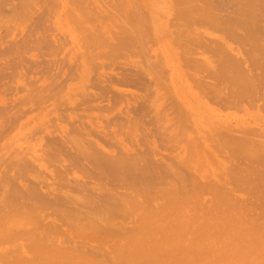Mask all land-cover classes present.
I'll return each instance as SVG.
<instances>
[{
	"label": "rangeland",
	"instance_id": "rangeland-1",
	"mask_svg": "<svg viewBox=\"0 0 264 264\" xmlns=\"http://www.w3.org/2000/svg\"><path fill=\"white\" fill-rule=\"evenodd\" d=\"M6 1H8V2H5V0H0V5L3 3V5L0 6V8H2L0 10V173H1L0 177L1 176L3 177V175L5 174V171H8V169L10 170V168H11V171L7 172V175H8L7 179L8 178L9 179L6 180V182L5 181H3V182H5V183L10 182L9 180H12V177L13 176L15 177V175L17 174L16 172H18L16 166H14L15 164L13 166L11 165V164H13L12 162H14L15 160H16V162H18L19 159H23V158L27 162V157H28L29 159L30 158L32 159V160L31 159L30 160L33 161V165H35V166L32 165L31 161H29V164L31 162L30 165L33 166V169H37V170L33 171L32 167L30 170L31 172H29V171L23 172L20 170L21 172L26 174V177L28 176L26 181L27 182L29 181L28 178H31L30 177L31 175L39 176V178H41V180H42V178L47 173L50 176V178L46 174L47 177L46 176L45 177L48 180L46 178H43V180H42L43 183L46 182V184H48L50 187H58L59 185L57 183H60L62 180L61 178L65 177V175L62 172L64 170L63 168L69 162H67V159H65V157L62 156L61 157V159L63 158L62 161L61 160L59 161L60 158L58 159V157H55L58 159L59 165H58V162L55 163V158H53L54 153L51 156L49 155V153L53 152L50 149V147H52V146L49 145V142L50 143L51 142L53 143L54 141L59 142V140L61 138H63V139H61L62 142L64 141V139L66 141H68V140L70 141L71 140L70 138H72L76 132L73 129L74 124H76L75 126H77L79 131L82 129V133L84 132V130H86V131L90 130L89 132H91L90 127H92V129L98 128V129H96V131L99 130L98 132H96L95 130H92V131H95L93 133H96V135H97V133H100V131H104V133L109 132V133H107V135L110 134V136L108 137V138H111V140H109L110 143L112 141H114L113 142L114 145L117 144L118 147H116L117 145H115V148H114L112 143H111L112 144V146H111L107 142L100 140V135L93 137L94 134L90 133V136H88V137L92 138L93 141L95 140V141L99 142L100 144H102L103 147L106 148L107 150H111V149L115 150L116 148L120 149L121 148L120 146L123 145L122 147L128 148L130 150V153H133V154L138 155L139 152H143V151H144L143 153H148V155H149L148 157H149L150 161H152L154 163L157 160L156 163L161 164L160 162H162V164L163 163L169 164L170 166H173V168H175L179 171L181 169L183 171H185L186 168H189L188 173H190V171L192 174H195V175L199 174V173H203V174L206 173V176H208V179L210 178V179H214V180L219 179V180L223 181L227 178H230V176H228V175L231 174V172H232L231 169H233L234 166H236V165H234V163H236V158H235V160L232 161V160H230L231 158L228 156L231 153V151L226 150L225 147L224 148L221 147L222 142H224L223 139H225V140L227 139V138H224L225 135L224 136L222 135L223 137L221 136V134H223L222 130L224 131L225 126H227L228 130H230L232 128L231 129V131H232L234 129L233 130L234 133L230 132V134L234 136L237 133V135H235V137L243 136L242 130L246 131V132L249 131V133H247V135L250 134L249 135L250 138L251 137L255 138V139H253V141L255 140V142H257L260 138L263 140V141H261V139H260L259 141H261V142H258V143H261V144L263 143L262 148H264V89H263L264 88V83H263L264 80H262V77H258V76H262L261 74H264V71L261 72V69L258 68L259 66L257 63H256L257 66L252 65L253 67L255 66V68L257 70L252 68V66L248 65L251 72H253L255 74L258 73L257 77H256V75H254L252 73L253 78H254V76H255V78H259L258 80H256V82L257 81L258 82H257V84L254 83V85H250V87H247L246 90H247L249 95H247V94L245 95V93H247V92H245L246 91L245 90L244 91L245 93H243V92H242V94L237 93V95L235 97V92L234 91L230 92V91L233 89L237 90L236 88H238V86H236V84H235V86L233 87L234 84L231 85L228 80H227L228 83L224 82V81H226L227 78H229V76L232 73H230V75L227 74L226 76H228V75L229 76L226 79L224 78V80H223L222 79L223 77L220 76V74L222 73L221 72L222 70H220V69L222 67H223V69L224 68L226 69V67L221 62L222 60L220 61V59H219V61H218L216 59L217 56L215 58L212 56V55H217V54H215L214 50H213L214 53L211 52L212 49H215V48H213L212 42H214V40H212V36H207L208 37V40H207L205 37L206 35H204L205 43H203L204 42L203 39H201V40H203V42L199 41V43L201 42V45H199V43L195 42L196 46L199 45V47L194 46L195 49H194V47L192 48L193 43H190L191 48L194 49L195 51L197 49L198 52L197 51L193 52L194 50L191 51L192 49H190V51L186 52V53L180 52V50H182V49H180L179 47H181V46L183 47V45H181V44H183L184 42H182L180 44V41L177 37H179L183 33V35H184L183 38H185L186 33H184L183 31H182V33L179 32V29H181L182 27H180V28L178 27L179 28L178 33H180V34H177V32H175L177 36L174 37V34H175L174 31L177 30L176 29L177 28L176 23H180L181 20H180V17L177 14L175 15V13H174V12L179 10L178 9L179 5L177 3L173 2V5H177V10L175 8L174 9L171 8L173 6L172 5L173 0H134V1L133 0H124V3H123V0H10V1L6 0ZM201 1H198V2H201L200 3L201 8L203 10H207L208 12H209L210 7L213 8L212 7L213 3H214L213 5H216L219 3V5L214 6L215 9L214 8L213 9L217 10L216 11L217 13L220 12V15L224 13L222 15L224 19H226V17H225L226 15L229 16L231 14V16H233V14L235 13L233 9H235L236 5L233 7H227V9H226V6H228L227 2L233 3V2H236L237 0H221L222 2L217 1V0L216 1L215 0H209V1L208 0H201ZM206 1L208 2V4L210 3L209 4L210 7L208 5H206L207 4ZM175 2H177V1L175 0ZM205 2H206V4H205ZM220 2H221V4H220ZM194 3L198 4L196 2V0ZM222 4H224L225 8L222 7ZM132 5H133V8H132ZM196 6H198V5H196ZM3 7H4V9H3ZM179 8H180V6H179ZM201 8L199 7L198 9H201ZM133 9L135 11L136 10L137 11L134 12ZM219 9H220V11H218ZM223 9H225L224 10L225 12L221 11ZM172 11H174V12H172ZM230 11H232V12H230ZM126 12H127V14H126ZM132 12H134V15ZM113 13L116 16H114ZM117 14L120 16V18ZM140 15H141V17H140ZM132 17L134 18V20L132 19ZM138 17H140V18H138ZM109 18H110V20H109ZM114 18H116L117 20ZM121 18L123 19L122 23H120L121 20H119ZM140 20H141V22H140ZM132 22L134 23V25L140 22L139 24L142 26V28L140 27V25L137 24L138 29L136 30V31H140V35H139V33L136 34L135 31H131L132 28L136 27V25L132 26ZM142 22L145 24H143ZM181 23H184V22L181 21ZM181 23L178 26H181ZM121 28L123 30H121ZM125 28H127L129 30H127ZM139 29H141V30H139ZM182 29H184V28H182ZM120 30H121V32H119ZM127 31H130L131 34L137 35V37L136 36L133 37L131 34H129L128 36H130V37L132 36V38L128 39L129 37L127 36V34L129 32H127ZM142 31H143V33H142ZM209 31H211V30H209ZM126 32H127V34H126ZM211 32L210 33L212 35H214L215 37L220 35L219 34L220 32L218 30L216 32V29L212 30ZM215 34H217V36ZM120 35H122V36H120ZM151 35L153 37H151ZM117 36H119L120 38H118ZM125 37H128V38H125ZM181 37L182 36H180V40H181ZM200 37H202V36H200ZM209 37H211L210 40H209ZM133 38H135V39H133ZM183 38H182V41H185V39L183 40ZM187 38L188 37H186V40H187ZM121 39H122V41H121ZM126 39H128V40H126ZM136 39H137V41H136L137 43L135 42ZM138 39H140V40L138 41ZM125 40H126V43L124 42ZM188 40H191L190 37ZM132 41H134V42H132ZM189 42L190 41H188V44H189ZM261 42H260V45L262 43H264V42H262V43ZM146 43H147L148 47H146ZM186 43H187V41H186ZM231 43H232L231 45H235L234 42H231ZM179 44H180V46H179ZM185 45H184V47L187 46V45L186 46ZM209 45H212V47ZM215 45H217V44H215ZM262 46H264V44H262ZM209 48L211 50H209ZM262 48H264V47H262ZM206 50L210 51L209 52L210 56L208 55L209 53L206 52ZM211 53H213V54H211ZM261 54H262V52H261ZM261 54H257V53L255 54L254 53L253 57L255 58L257 56V58H262L259 63L261 64L263 62L261 65H264V57H262V56H264V54L261 57H259V55H261ZM152 55H155V56H152ZM196 55L198 57H203V55L205 56L203 58L204 59L206 58V59L204 60L202 58V60H203V62L206 60L208 61V67H207L206 62H204L205 64L203 63V65L207 67V71L205 70L206 67L201 68V67H204L202 64H199V63H202V60L199 61L198 59H201V58L197 57V60L199 61V62H197L196 58L194 57ZM206 55H208L209 57ZM154 57L157 59H155ZM184 57H186L188 59L186 60V58H185V60H184ZM192 58H195V60H196V63H197L196 69H195L196 65H194L195 63H193L195 60L192 62L191 61ZM210 59H212L214 61L212 62ZM188 61L189 62L191 61L192 64H189ZM219 62H220V64L221 63L223 64L221 68L219 66L220 65ZM161 64H163V65H161ZM186 65L188 67H186ZM198 65H199V67L200 66L201 67L198 68ZM178 66H179V68H178ZM154 67H156V68H154ZM190 67H192V70ZM218 68H219L218 71L221 72L220 74L217 71ZM137 69L139 71L140 70L141 71L138 72V71H136ZM172 69H174L175 71ZM200 69L201 70L203 69L204 72L205 71L206 72L204 73ZM209 69H211V71ZM213 69H214V71H213ZM252 69H253V71H252ZM153 70L154 71L156 70V71L154 72ZM161 70H163V71H161ZM197 70L199 73L197 72ZM226 70H223V71H226ZM263 70H264V68H263ZM141 72L142 73L145 72V75H143V74L140 75ZM161 72H162V74H161ZM164 72L166 74H163ZM170 72H172L173 75ZM209 72L211 73V75H209L210 77L207 76V79L204 78V76L206 77V75H208L207 73H209ZM137 73H138V75H136ZM153 73H155V74H153ZM190 73L195 77L191 78L192 75ZM194 73H195V75H194ZM156 74L158 76H156ZM171 75L174 78L175 87H177L178 93H176L175 88H173L171 85V81H170ZM175 75H177L176 79H175V77H176ZM153 76H155L156 78ZM106 78H107V80H106ZM126 78L132 79L133 81L134 80L135 81L134 82L131 81V82L127 83L129 80L126 81ZM152 78H153V80H152ZM189 78H191V79H189ZM161 79H163V80H161ZM215 79L218 81H216ZM109 80L111 82H113L110 84L111 87L108 85V83H110ZM112 80H114L115 82ZM138 80H139V82H138L139 84L137 83ZM198 80H200V81H198ZM222 80H223V82H222ZM104 81H107V82H104ZM155 81H157V82L155 83ZM160 81L161 82L163 81V82L160 83ZM213 81H216L217 84H219V85H217L216 83L214 84ZM252 81H253V79H252ZM140 82H142V83L144 82L143 83L144 86ZM210 82L211 83L213 82V83L210 84ZM253 82H255V81H253ZM253 82H251V84H253ZM134 83H136V84H134ZM220 83H221V85H220ZM133 84H134V86L135 85H137V86L134 88ZM163 84H165V86H167L166 90L163 88ZM104 85L105 86L108 85L109 88L107 87V88L103 89L102 86H104ZM129 85H131V86H129ZM224 85H225V88H224ZM138 86H140V87H138ZM112 87L114 89L122 91L123 94H121V92H119V91L116 92V90H114L115 93L120 94V97L118 96L117 98H115L113 96L112 98H110V96H108V95L115 94V93L107 92L108 89H110V91H112L113 90ZM226 87H228L227 90H226ZM229 87L230 88L233 87V89L232 88L230 89ZM258 88H260L261 92H263V93L260 92V89L257 90ZM218 90H219V92H218ZM222 90H223V92H222ZM240 91H242V89ZM91 92L92 93L94 92L96 94V96L94 97V95H92ZM100 92H103V93L107 92V95H105L106 93L104 95H102V93H101L98 96L97 93L99 94ZM214 92H216V93H214ZM237 92H239V91H237ZM87 93L91 94L90 95L91 97H89V95ZM222 93H224V94H222ZM85 94L91 99H92V96L94 99H97L96 102L93 100L94 103L90 102L91 106L93 104L94 105L96 104L95 109H88L90 107L87 108L89 111L87 109L86 110L84 109V108H86L84 106L86 104L85 103H84V105L81 104V103H83V101L81 99L85 98L84 97V96H86ZM117 94H115V96H117ZM148 94H150V95H148ZM253 94H255V95L257 94V95L253 96ZM101 95L106 96V99H104ZM122 95H124V97ZM144 95H146V96H144ZM214 95H217L218 97L217 96L215 97ZM231 95H232V97H231ZM87 96L85 98V102L87 101L86 100ZM100 96L104 99L102 102L100 101V100H102V98L98 99ZM152 96H153V98H152ZM219 96H220V98H219ZM130 97H131V99H130ZM147 97H148V100L146 99ZM223 97H225L227 100L225 98L223 99ZM256 98H257V100H256ZM181 99H183V100H181ZM107 100L108 101L110 100L113 104H111L110 101L108 102ZM151 100H153V101H151ZM155 100H157L156 105L154 102ZM184 100H185V102H184ZM79 101H81V102H79ZM88 101H91V100L89 99ZM137 101L138 102L140 101V103H138L139 104L138 107H135V106H137ZM219 101H221V102H219ZM233 101L235 103H233ZM141 102H143L142 104L144 106L141 104ZM224 102H226V103H224ZM229 102H232V103H229ZM252 102H253V104H252ZM107 103H108V105H107ZM97 104L100 106H97ZM102 104H104V107H108V109L104 108L105 109L104 111H106V112L101 111V109L103 110V108L101 107ZM133 104H136V105H133ZM140 104L144 108H146L145 104H147L146 110L143 111L144 115H142V113H141L142 109H144V108L143 107L139 108V106L141 107ZM74 105H75V107H74ZM105 105H107V106H105ZM162 105H163V107H162ZM130 106L131 107L133 106V108H132L133 110L132 109L129 110V112H128L129 115L127 114V116H126L128 109H130ZM164 106L166 109L164 108ZM78 107L80 110L77 109ZM153 107H155V108L153 109ZM174 107H175V109H174ZM177 107L179 109L181 108V110L177 109ZM138 109H140L141 112ZM131 111H134L136 114L134 112L132 113ZM138 111L141 114H139ZM178 111L179 112L181 111V113H184L183 115H184L187 123L183 122L184 121L183 115H181L183 117L182 118L183 120L178 119L177 116L180 114ZM122 112L124 113V115ZM157 113L160 114L161 116L158 115ZM168 113H170V114H168ZM81 115L83 116V119L80 118ZM125 116L127 118H128V116H132V118L129 117L130 119L127 120ZM118 117L120 120L122 118L123 121L122 120L121 121L125 125H123L122 123H121L122 124L121 126L116 125L118 123L114 124L115 122H113V120L116 119L115 121H117ZM157 117H159V118H157ZM108 118H109V120L112 121V124H111V121L108 120ZM78 119L80 120V123L81 122L84 123V125H86L85 127L87 128V126H88L89 129L88 128L85 129V127L82 123L81 124L83 125L84 128H82V125L80 127V125H78V123H79ZM131 119L133 121H131ZM162 119H164V120H162ZM106 121L110 122L111 127L109 126V124L107 125ZM193 121H194V123H193ZM227 121H229V122H227ZM90 122H92V123L90 124ZM178 122H180V125H181V122H183L184 124H187L188 126L187 125L184 126V124L182 123V125L181 126L178 125L179 127L177 128ZM70 123H72L73 125L72 124L70 125ZM88 124L91 126H89ZM157 124H159V125H157ZM104 125H105V128H102L101 126L104 127ZM71 126H72V128H71ZM106 126L108 127V129ZM44 127H45V129H43ZM162 127H164V128H162ZM219 127L223 128V129L221 130V128H219ZM69 128H71V129H69ZM100 128H102V130H100ZM165 128L167 131L164 130ZM185 128L188 131H186ZM37 129L38 130L41 129L46 135L42 131H39L40 133L37 131L38 132L37 133L36 132ZM147 129H148V131H147ZM149 129H152V130H149ZM177 130H181L178 135H177V132H179V131H177ZM73 131H75V132L73 133ZM110 131H112L111 132L112 134L110 133ZM68 132H71V133H68ZM162 132H164V133H162ZM34 133H37V134H34ZM65 133L70 134L69 135L70 138L68 140H67V138L69 136L65 135ZM72 133H73V135H72ZM78 133H81V132H78ZM78 133L76 132V134L74 135L75 139L72 138L73 140H71V141H74V142L77 141V143H79V142L81 143V141L83 142L84 140H87V138H88L87 136H85L86 137V139H85L84 137H80V134L77 135ZM127 133H129V135ZM149 133H150V135H149ZM157 133H158V135H157ZM174 133L176 136L174 135ZM61 134L63 135V137ZM91 134H93V136ZM115 134H117V135H115ZM141 134H143V135H141ZM171 134H173V135H171ZM225 134L227 135V133H225ZM41 135H45V136H41ZM136 135H138V136H136ZM169 136H172V138L173 137L176 138L179 136L178 139L179 138H182V139H180L179 141H176L175 138H173L172 139L173 142H171V141L169 142L168 141V140H170V139H168V138H170ZM183 136H184V138H183ZM47 137L49 140L51 137L52 138L50 141H48ZM58 137H60V139ZM215 137H217V138L215 139ZM256 137H258V138H256ZM56 138L59 140L58 141L55 140ZM113 138H114V140H113ZM142 138L144 140L146 139L145 140L146 143ZM212 138H214L215 140ZM125 139H126V141H125ZM189 139H190V141H191V139H192V141H194L193 144H192V142L190 143ZM199 139H200V142L202 144L198 141ZM256 139H257V141H256ZM88 140H89V138H88ZM91 140H89V141L91 142ZM137 141H140V142H137ZM74 142H71V144L73 143V145L69 144L68 146L73 147ZM86 142L87 141H85L84 143H86ZM198 142H199L200 146H199ZM59 143H57V144H59ZM147 143H148V145H147ZM194 144H195V146H194ZM47 145H49L50 147L46 148ZM55 145L56 144H54V146ZM108 145H110V146L108 147ZM189 145L194 146V147H192L193 149L190 148L188 150L187 148H189L188 147ZM202 146H204L203 148L206 150L209 149V151L206 152L207 154L204 153L206 150L204 151V149L201 148ZM149 147H151V148H149ZM216 147H218L219 149ZM134 148H135V150H134ZM43 149H44V151H43ZM46 149H47V153H48V155H46V156H48V157L53 156L52 158L45 157V153H46L45 150ZM193 150H194V152H193ZM137 151H138V153H137ZM116 152H117V150H116ZM2 153L4 155H1ZM143 153H141V154H143ZM151 153L153 155H151ZM183 153H185V154H183ZM202 153L205 155H203ZM192 154H194L196 156V158H193L194 155H192ZM263 154H264V152H263ZM38 157L39 158L41 157V158L39 159ZM35 158L36 159L38 158L37 160H39V161H37ZM179 158H180V160H179ZM186 158L190 159L189 162H191V164L190 165L187 164V166L184 165L185 168H183L181 166L182 167L181 168L180 164L178 165V163L182 160L185 161ZM53 159H54V161H53ZM64 160H66V161H64ZM63 161H64V164H63ZM3 162H4V165H3ZM38 162L43 163V164L40 165ZM61 163L64 166L61 165ZM156 163H155V165H156ZM192 163H193V165H192ZM162 164H161L162 167L166 166V164L165 165L163 164L164 166ZM53 165L54 166L58 165L60 167H58V166L54 167ZM177 165L179 166L178 168H177ZM36 166L38 168H35ZM253 166L256 167L257 169H260V172H263L262 178H261L263 180V182L261 181V179L259 180V182H258L260 185L259 188H257V189L256 188H249V187L238 188V189L235 188L233 195H235L236 198H238V201H236L235 204H233L231 207L222 209L220 212L214 213L211 216L208 215L205 217V218H209V217L210 218H213V217L216 218L217 217V218L222 219V220H218V219H212V220L210 219L208 221L199 220L197 217H195L193 215V212L191 211L192 208H190L192 206H187V208H190V209L185 213V216L192 223L189 225L188 229H190V231H192V232L196 231L197 235L200 237H201V234H204V235L206 234L207 227H209V226H214V225L220 226V224L223 223L225 221V219L231 220V219L235 218V220H237L236 221L237 224L235 223V226H231L229 229H224V230L220 229V233L223 232L224 235H226V237L228 236L227 238H229V240L226 241L224 244H222L220 241V239L224 235H220L217 237V240L214 241V238H215L214 237L211 242H208L207 238L205 241H203L201 239V241H199V243L196 242L197 243L196 244L197 246L195 247L196 250L195 249L190 250V252H191L190 254H195V253L199 254L200 251H204V250L209 251L212 254V256L207 255V257H208L207 258V264H264V210H262V209H264V200H263L264 190H261L262 189L261 182H262V184L264 183V179H263V177H264V164H261V165L260 164L259 165L253 164ZM190 167H192L191 170H190ZM52 168H54V169L52 170ZM15 169H16V172H13ZM57 169L58 170L61 169L62 170L61 173L64 176H60L61 174L59 175V172H57L58 171ZM41 170H42V173H41ZM50 170L53 173H51ZM162 170H165V169L162 168ZM194 170H197V173ZM38 172H39V174H38ZM43 172H44V174H43ZM65 172H67V171L65 170ZM14 173H15V175H14ZM67 173H65V174L67 175ZM18 174H20V173H18ZM24 174H23V176H25ZM40 174H41V176H40ZM71 174L72 175H70L68 173L67 177L70 175L68 180L69 181L72 180V181H70V184L73 185L71 182H73L74 177L72 178V176H74V175H73V173H71ZM75 174L79 178L82 177L80 172H76ZM6 176H5V179H6ZM10 176H11V178H10ZM0 179L4 180V177L0 178ZM56 179L58 180V182L57 183L53 182V181H57ZM59 179H60V181H59ZM14 181H15V179L12 180V182H14ZM74 181H75V179H74ZM12 182H10V183H12ZM51 182H52V185H50ZM5 183H3V184H5ZM8 185L9 184H7V186ZM5 186L6 185H4L3 187L5 188ZM9 189H12V186ZM2 191L0 192L1 193L0 199L2 197V200H3L5 193H4V191L3 192ZM6 191L5 192L8 194V190H6ZM68 191H70L72 193L71 190H68ZM3 193H4V196H2ZM78 193L79 192H77V193L75 192L73 195H76V196H74V197H77ZM79 194H81V193H79ZM208 194L209 193H205V192L202 193V196H204V197H202V196L201 197L204 199L203 200L204 202H208V200L210 199L211 195L209 194L210 195L209 196ZM80 196H82V194ZM205 198L206 199L208 198L207 201ZM6 199H7V197H6ZM4 200H5V198H4ZM5 201H7V200H5ZM5 201H4L5 207H4V204H2V202L0 201V205L1 206L3 205V208H4L3 209L0 206V208L2 210H4L3 212L1 210L0 214L2 213L3 215L6 213L5 211H7L6 205L8 204ZM249 209H250V211H249ZM80 210L84 211V209H82V208H80ZM251 210L253 213H250ZM254 210H256V211L254 212ZM246 211H247V213H246ZM259 214H260V216H259ZM1 215H0V218L3 216V215L2 216ZM120 217L117 218V221L123 220L125 218V222L128 224V226H133L132 217L125 216V215H124L123 219ZM44 221H46V220H44ZM44 221H43V223L41 222V226H44L43 224L47 223V222L45 223ZM57 224H60V226L64 225L63 227H61L62 231L60 228L58 229L60 233H58L57 238L61 239V240L65 239V241H68V242H64L65 246L69 245L68 247H70V246L73 247L71 245V243H72L71 240L69 241V238H72L74 243H79L81 241H84V242L89 241L90 244L89 245L87 244V245L93 246V247L96 244L100 243L98 241L96 242V241L84 240L83 238H80V236H78L77 234H75L73 232V229L71 228V226L69 227L64 223L62 224L59 220H57ZM167 226H169V225H167ZM68 233H69V235H68ZM188 233H189V231H188ZM68 236H69V238H68ZM63 237H65V238H63ZM23 238H25V237L23 236ZM9 241H11V240H9ZM9 241L7 242L8 244L6 242H3V243L1 242L2 247L0 245V248H1L0 249V255H4V253L1 254V252L6 253L7 250L8 251L12 250L13 247H14L13 250H15V245L17 243L20 244V242L21 243L25 242V240L24 239L21 240V238L17 239L16 240L17 242H15V240H13V241H11V243H9ZM241 241H245L246 243H254L255 248L251 249L250 246L248 248H246L245 246L242 247L245 244L242 243ZM13 242H15V244ZM69 242H70V244H69ZM4 243H6V244H4ZM109 244L112 245V242L109 241L106 244V246L108 245L111 247V245H109ZM3 245H4V247H3ZM179 245L183 246V247L194 246V244L192 242H189V241L181 242V243H179ZM17 246H19V245H16V248H18ZM6 248H7V250H6ZM98 257H99V259L101 258V259L105 260L106 263L108 264V262H109L108 257H102L101 255H99ZM4 261H6V260H4ZM0 262L2 264H7V262L4 263L1 260H0Z\"/></svg>",
	"mask_w": 264,
	"mask_h": 264
},
{
	"label": "bare ground",
	"instance_id": "bare-ground-1",
	"mask_svg": "<svg viewBox=\"0 0 264 264\" xmlns=\"http://www.w3.org/2000/svg\"><path fill=\"white\" fill-rule=\"evenodd\" d=\"M176 1L177 2H175V0H173L172 5H173V2L177 3L181 9L178 6L179 10L176 12H174V11H172V12H174L175 15L177 14L180 17V20L183 21L184 23H181V21H180L181 26H178V25H180V23H176V25H177L176 29L177 30H175L174 33L177 32V34H180V33H178V29L180 27H182L184 29H182V28L179 29V32L182 33V31H183L184 33H186L185 36L188 37L186 40V37L183 38L184 35L182 33V35H180V36H182L181 40H180V36L178 35L179 37H177V38L179 39L180 44L182 42H184L183 44H181L184 47V45L185 44L187 45L188 41H190L189 44L193 43V46H192V48H193L194 46H196L195 42L196 43H199V41L203 42L205 37L208 40L207 36H212V40H214V42H212L213 48H215V49L211 50L209 48V50H211V52H213V50L215 51V54H217V55H212V56L214 58L216 56L217 57L219 56L220 58L216 57V59L218 61H219V59H220V61L222 60L221 62L224 64V66L227 69V70L225 68L223 69V67H222L223 64L222 63L220 64V62H219L220 68L222 67L220 69V70H222L221 71L222 73L220 71H218L219 68L217 69L218 73L222 74V75L220 74V76L223 77L222 78L223 80H224V78L226 79L230 75V73H232L229 76V78H227L226 81H224V82L228 83V81H229V83L231 85L234 84L233 87L235 86V84H236V86H238V88H236L237 90H235V89H233V87H231L233 90H231L230 92L234 91L235 97H236L237 93H239V94H242V92L245 93V92H247V90H246L247 87H250V85H254V83L257 84L258 81L256 82V80H258L259 78H255V76H254V78H255L254 79L252 75L254 74L257 77L258 73L256 72L257 74H255V73L251 72L248 65L249 66H252V65L257 66V64H258V66H259L258 68L261 69V72L264 71L263 70L264 65H261L263 62L261 64L259 63L262 58H257V56H256L255 57L256 59H255L253 57L254 53L255 54L256 53L261 54V52H262V54L259 55V57H261L264 54V52H263L264 48H262V47H264V46H262V44H264V43H262V42H264V0H237L236 2H233V3L227 2L228 6L225 5L226 9H227V7H233L235 5L236 6H235V9H233L235 12V13L233 12L234 13L233 16H231V14L229 16L226 15L225 16L226 19H224L222 16L224 13L220 15V12L217 13L216 12L217 10H214L215 9L214 6L219 5V3L216 5H213L214 4L213 3L212 4V7L214 8L213 9L209 5L210 3L208 4V2L206 1L207 4H206V2H205V4L211 8V9L209 8V12H208L207 10H203L201 8V6H200V3L202 2L201 0H196V2L198 4L194 3L195 0L194 1L193 0H176ZM198 1H201V2H198ZM217 1H221V0H217ZM5 2H8V1L5 0ZM221 2H220V4H221ZM123 3H124V0H123ZM2 5H3V3L0 6H2ZM196 5H198L201 9H198L199 7ZM222 7L225 8L224 4H222ZM132 8H133V5H132ZM171 8H173V9L175 8L177 10V5H173ZM1 9L2 8H0V10ZM3 9H4V7H3ZM224 10L225 9H223L221 11H224ZM136 11L134 10V12H136ZM218 11H220V9ZM134 12H132L133 15H134ZM230 12H232V11H230ZM126 14H127V12H126ZM114 16H116V15L114 14ZM140 17H141V15H140ZM140 17H138V18H140ZM116 18H114V19H116ZM119 18H120V16H119ZM132 19L134 20L133 17H132ZM109 20H110V18H109ZM119 20H121L120 23H122L123 19L121 18ZM140 22H141V20H140ZM139 23H137V24L140 25ZM137 24H135L136 27L132 28L133 30L131 28L130 29H131V31H135L136 34L139 33V35H140V31H136L138 29ZM143 24H145V23H143ZM133 25H134V23L132 22V26ZM140 27L142 28L141 25H140ZM127 28H125V29H127ZM213 28L216 29V32H217V30L220 32L219 36H217V34H215L217 36V37H215L214 35L211 34L212 33L211 31L214 30ZM121 30H123V29L121 28ZM121 30L119 32H121ZM127 30H129V29H127ZM139 30H141V29H139ZM209 30H211V31H209ZM127 32H129V33L127 34ZM127 32H126L127 36L129 34H131L130 31H127ZM142 33H143V31H142ZM131 35L133 37H135V36L137 37V35H135V34H131ZM204 35H206V36L204 37ZM120 36H122V35H120ZM132 36L131 37L128 36L129 38L128 37H125V38L131 39ZM175 36H177L176 33L174 34V37ZM200 36H202V37H200ZM117 37L120 38L119 36H117ZM151 37H153V36L151 35ZM189 37L191 40H188ZM182 38H183V40L185 39V41H182ZM128 39H126V40H128ZM133 39H135V38H133ZM201 39H203V40H201ZM210 39H211V37H209V40ZM126 40L124 41L125 43H126ZM139 40L140 39H138V41ZM121 41H122V39H121ZM136 41H137V39L135 40V42ZM186 41H187V43H186ZM132 42H134V41H132ZM231 42H234L235 45H231L232 44ZM260 42L262 43L261 45H260ZM203 43H205V40ZM214 43L217 45H215ZM180 44H179V46H180ZM199 45H201V42L199 43ZM199 45H197L196 47H199ZM209 46L212 47V45H209ZM146 47H148L147 43H146ZM183 47L182 46L179 47L180 49L183 50V51L180 50L181 53L182 52L183 53L189 52L190 49H192L191 44L187 48L186 47L183 48ZM194 49H195V47H194ZM194 49H192L191 51H193ZM196 51H197V49H196ZM196 51L194 50L193 52H196ZM206 52L209 53L210 51L206 50ZM213 53H211V54H213ZM204 55H203V57H205ZM208 55L210 56V53ZM208 55H206V56H208ZM152 56H155V55H152ZM194 57L197 60L198 56L196 55ZM203 57H198V58H201L198 60L201 61ZM262 57H264V56H262ZM185 58L186 57H184V60H185ZM195 58H192L193 60L191 59V61L193 62L195 60ZM155 59H157V58H155ZM187 59L188 58H186V60ZM196 60L193 62V63H195L194 65H196L195 69L197 67ZM198 60H197V62H199ZM210 60L212 62L214 61L212 59H210ZM190 62H189V64H192V62L191 63ZM204 62H206L207 67H208V61L206 60ZM204 62L202 60V63H199V64L203 65ZM161 65H163V64H161ZM255 66L254 67L252 66V68L256 69ZM186 67H188V66L186 65ZM200 67L198 65V68H200ZM205 67L206 66L201 67V68H205ZM207 67L205 69L206 71H207ZM154 68H156V67H154ZM178 68H179V66H178ZM190 68L192 70V67H190ZM174 69H172V70H174ZM209 70L211 71V69H209ZM223 70H226L227 72L223 71ZM136 71L140 72L141 70L139 71L137 69ZM161 71H163V70H161ZM201 71L204 72L203 69ZM213 71H214V69H213ZM252 71H253V69H252ZM142 72L140 75H142V74L145 75V72L144 73H142ZM197 72H198V70H197ZM170 73L173 75L172 72H170ZM153 74H155V73H153ZM157 74H156V76L159 75V74L158 75ZM161 74H162V72H161ZM163 74H166V73L164 72ZM207 74L208 75H206V77L204 76V78H206V79H207V76L210 77L209 75H211V73L209 72ZM227 74H229V75L226 76ZM136 75H138V73ZM172 75L170 77L171 85L173 88H175L176 93H178V89H177V87H175L174 78ZM194 75H195V73H194ZM261 75L262 76H258V77H262V80H264L263 79L264 74H261ZM175 76H176L175 77V79H176L177 75H175ZM153 77H155V76H153ZM194 77L195 76L192 75L191 78H194ZM191 78H189V79H191ZM252 79L255 82H253ZM106 80H107V78H106ZM152 80H153V78H152ZM161 80H163V79H161ZM223 80H222V82H223ZM112 81H114V80H112ZM126 81H128L127 83H129L133 80L126 78ZM198 81H200V80H198ZM216 81H218V80H216ZM216 81H213L214 84L215 83L217 84ZM104 82H107V81H104ZM109 82L110 83H108V85L111 87L110 84L113 82H111L110 80H109ZM138 82H139V80L137 81V83ZM156 82L157 81H155V83ZM162 82L160 81V83H162ZM251 82H253V84H251ZM140 83H142V82H140ZM143 83H142V85H143ZM212 83L210 82V84H212ZM134 84H136V83H134ZM134 84H133V86H134ZM108 85L107 86L104 85L105 87L102 86L103 89H105L107 87L109 88ZM217 85H219V84H217ZM220 85H221V83H220ZM129 86H131V85H129ZM136 86L137 85H135L134 88ZM138 87H140V86H138ZM163 88L166 90L167 86H165V84H163ZM224 88H225V85H224ZM227 88L228 87H226V90H227ZM241 89H242V91H240ZM259 89L260 88H258L257 90H259ZM114 90H116V92L119 91V92H121V94H123L122 91L114 89V88L112 90L113 92L110 91V89H108L107 92L115 93ZM237 91H239V92H237ZM107 92H104V93L100 92L99 94L97 93V95L99 96L101 93H102V95H104L105 93H106L105 95H107ZM218 92H219V90H218ZM222 92H223V90H222ZM260 92H261V89H260ZM214 93H216V92H214ZM261 93H263V92H261ZM115 94H117V93H115ZM115 94H112V95L110 94L108 96H110V98H112L113 96L115 98H117L118 96L120 97L119 93L117 94V96H115ZM222 94H224V93H222ZM246 94L249 95L248 92L245 93V95ZM88 95H89V97H91L90 96L91 94H88ZM92 95H94V97L96 96V94L94 92L92 93ZM124 95H122V96L124 97ZM146 95H144V96H146ZM148 95H150V94H148ZM217 95H214V96L216 97ZM254 95L255 94H253V96ZM86 96H84V97L86 98ZM101 96L98 99H101L102 97L104 99H106V96H102V97ZM89 97L87 96L86 102H85V98L81 99L83 101V103H81V104H83V105H84V103L86 104V105H84L86 107V108H84L85 110L88 107H90L88 109H95L96 104L95 105L93 104L91 106L90 102L94 103L93 100L96 102L97 99H94L93 96H92V99ZM148 97L146 98L147 100H148ZM225 97H223V99ZM231 97H232V95H231ZM103 98H102V100H100L101 102L104 100ZM152 98H153V96H152ZM219 98H220V96H219ZM89 99L91 101H88ZM130 99H131V97H130ZM181 100H183V99H181ZM256 100H257V98H256ZM151 101H153V100H151ZM156 101L157 100L154 101L155 105H156ZM79 102H81V101H79ZM184 102H185V100H184ZM219 102H221V101H219ZM110 103L113 104L111 101H110ZM138 103H140V101L139 102L137 101V106H135V107H138V105H139ZM142 103L143 102H141V104ZM224 103H226V102H224ZM229 103H232V102H229ZM233 103H235V102L233 101ZM252 104H253V102H252ZM102 105H101V107L103 108V110L101 109V111H104L106 108L108 109V107H104V104H102ZM107 105H108V103H107ZM107 105H105V106H107ZM133 105H136V104H133ZM142 105H141V107L139 106V108H142L144 106V105L143 106ZM146 105L147 104H145V107L147 108ZM97 106H100V105L97 104ZM74 107H75V105H74ZM162 107H163V105H162ZM132 108H133V106L132 107L130 106V109H128L126 116L129 112V110H131ZM146 108L142 109V112L140 109H138V110H140L142 115H144L143 111H145ZM154 108L155 107H153V109ZM164 108H165V106H164ZM77 109H79V107ZM174 109H175V107H174ZM177 109H179V108L177 107ZM179 110H181V108ZM104 112H106V111H104ZM131 112L133 113L134 111H131ZM140 112H139V114H141ZM179 113L180 114L177 116L178 119L179 120L184 119L183 122H186V119L183 115L184 113H181V111ZM168 114H170V113H168ZM123 115H124V113H123ZM158 115H160V114H158ZM181 115H183L184 118ZM129 117L132 118V116H128V118L126 117V119L127 120L130 119ZM80 118L83 119V116L81 115ZM157 118H159V117H157ZM108 120H109V118H108ZM115 120L116 119L113 120V122H115L114 124L118 123L116 125H119V126H121L122 124L125 125L124 123H122V121H123L122 118H121L122 121L119 119V117L117 119L118 122ZM162 120H164V119H162ZM109 121H111V120H109ZM131 121H133V120L131 119ZM183 122H181V125ZM227 122H229V121H227ZM72 123H70V125ZM81 123L79 120L78 125H80V127L82 124L84 125V123H82V124ZM91 123L92 122H90V124ZM106 123H107V125L109 124V126H110L112 124V121H111V124L108 121H106ZM193 123H194V121H193ZM75 125L76 124H74L73 129L77 133L81 132V133H78L77 135L80 134V137H84L85 139H86L85 136H87V137L90 136V133H93L96 131V129H98V128L92 129V127H90L91 132H89L90 130H87V131L84 130V132L82 133V129L79 131L77 126H75ZM83 125H82V128H84L86 126V125H84V127H83ZM105 125H104V127L103 126H101V127L105 128ZM157 125H159V124H157ZM178 125H180V122H178L177 128L179 127ZM185 125H187V124H184V126ZM89 126H91V125H89ZM71 128H72V126H71ZM71 128H69V129H71ZM87 128H88V126H87ZM87 128L85 127V129H87ZM102 128H100V130H102ZM162 128H164V127H162ZM166 128L164 130H166ZM219 128H221V127H219ZM41 129H39V130L37 129L36 132L42 131ZM43 129H45V127ZM107 129H108V127H107ZM222 129L223 128H221V130ZM231 129L228 130L227 126H225L224 131L222 130L223 134H221V136L225 135L224 138H227V139L226 140L223 139L224 142H222L221 147H223V148L225 147L226 150L231 151V153L228 156L231 158L230 160H232V161L235 160V158H236V163L233 162L234 165H236V166H234V168L231 169L232 172L230 171L231 174L228 175V176H230V178H227L223 181L219 180V179L218 180L217 179L214 180V179H210V178L208 179V176H206V173L205 174L199 173L196 175L192 174L191 171H190V173H188L189 168H186L185 171H183L182 169L179 171V170L173 168V166H170L169 164H166V163H165L166 166L162 167L161 166L162 162H160L161 164L156 163L157 160L155 163H156V165L157 164L158 165L156 166L154 162L150 161V159L148 157L149 156L148 153H143L144 152L143 151V152H139L138 155L133 154V153H130V150L128 148L122 147L123 145L122 146L119 145L121 147L120 149L116 148L115 150L114 149L107 150L106 148L103 147L102 144H100L99 142H97L95 140H94L95 141L94 142L93 139L90 137H88V138H89V140L92 139L91 142L88 140V138H87V140H84L83 142L81 141V143L79 141H78L79 143H77V141H75V142L71 141V140H73L72 138L75 137L74 136L76 134L75 131H73V133L75 132L74 135L72 133V135H73L72 138H70V136H69L70 134H66L67 132L65 133V135L69 136V137L67 136L68 138L66 137L67 140L70 138L71 139L70 141L74 142L73 147L68 146L69 144L73 145V143L71 144V142L69 140L66 141L65 139L62 142L61 139H63V138L60 139V137H58L60 140L57 138L55 139L57 141L59 140V142L61 141L60 143L54 141L53 143L56 144L54 146V144L52 142L51 143L49 142V145L52 147H50L49 145L46 146V148L50 147V149L53 151V152H51L52 154L49 153L50 156L53 155V153H54V155H53L54 157L53 156L52 157L53 158L58 157V159L60 158L59 161L60 160L62 161L63 158L61 159V157L64 156L65 159H67V162H69L67 164L68 166L66 165L63 168L64 169L63 171L61 169L60 170L57 169L58 170L57 172H59V175L61 174L60 176L65 175V177L61 178L62 180L60 183H57L58 182L57 179H56L57 181H53L59 185L58 187H50L48 184H46V182L43 183L42 180H43V178L47 177L46 176L47 173L45 174L46 177L44 176L42 178V180H41V178H39V176L31 175L30 176L31 178H28L29 181L27 182L26 179L28 176L26 177V174H24L23 172H28V171L31 172L30 171L31 167L33 169V166H35V165H33V161H31L32 159L30 158L31 159L30 160L27 157V162L25 161V159L23 157H22L23 159H19L18 162H16V160H15L14 162H12L13 164H11V165L13 166L15 164L14 166H16L18 172H16V169L14 171L12 170L13 172L17 173L16 174L17 176L14 173L15 177L13 176L12 180L15 179V181L17 183L15 181H14L15 183L12 182V180H9L12 183H10V182L5 183L6 180L9 179V178L7 179V177H8L7 172L11 171V168H10V170L8 169V171H5V174L3 175L4 180L0 179L2 182L5 181V182H3L5 184H3L0 181V192L2 190L4 191L5 189L8 190V194L6 193L7 192L6 190H5L6 192L4 191L5 196L7 195L6 196L7 199L4 196V193L2 194V196H4L5 200H7V201H5L4 198H3V200L5 202H7L8 204L6 205V207H7L6 208L7 211H5L6 213L4 212L5 213L4 215L1 213L3 216L0 214L2 216L0 218V245H1V242L7 243L9 240H11V241L15 240V242H17L16 240L20 239V238H21V240L24 239L25 242L21 243L19 241L20 244L19 243L16 244V245H19V246H17L18 248H16V245H15V250H13L14 247L12 250H9V251L6 248V250H7V251L5 250L6 253L1 252V254L4 253V255H0L1 256L0 260L4 263L7 262V264H107L105 260H103L101 258L99 259L98 256L101 255L102 257H108V259H109L108 264H207V258H208L207 255L212 256V254L209 251L204 250V251H200L199 254H197V253L190 254L191 253L190 250L195 249V247L197 246L196 244L199 243V241H201V239L203 241H205L207 238L208 242H211L212 239L215 237L214 241L217 240L218 236L224 235L223 232L220 233V229L224 230V229H229L231 226H235V223L237 220H235V218L231 219V220L225 219V221L223 223H221L220 226H218V225L209 226V227H207L206 234L205 235L201 234V237H200L197 235L196 231L192 232V231H190V229H188L189 225L192 223L186 218L185 213L190 208H192L191 211L193 212V215L195 217H197L199 220H204V221H208L210 219L211 220L212 219L222 220V219H219L217 217L216 218H214V217L213 218H210V217L205 218V217L208 215L211 216L214 213L220 212L222 209L231 207L233 204H235L236 201H238V198H236V196L233 195L235 188L236 189L247 188V187L256 188V189L259 188L260 185L258 182L262 178V174H263V172H260V169H257L256 167L253 166V164H258V165L264 164V154H263L264 148H262L263 143L262 144L258 143V142H261L263 140L260 138L261 141H259L260 139L258 141L256 139L257 142H255V140L253 141V139H255V138L251 137L252 138L251 139L249 137L250 134L247 135V133H249V131L246 132L243 130H242L243 136L235 137V135H237V133L234 136L231 135L230 132L234 133V131H233L234 129L232 131H231ZM92 130H95V131H92ZM149 130H152V129H149ZM98 131H96V132H98ZM147 131H148V129H147ZM177 131H179V132H177ZM177 131L176 132L178 135L181 130H177ZM186 131H188V130L186 129ZM71 132H68V133H71ZM111 132L112 131H110V133ZM164 132H162V133H164ZM37 133H34V134H37ZM107 133H109V132H107ZM107 133H104V131H100V133H97V135H96V133H93L94 136H93V134H91V135L93 137L100 135V140L107 142L111 146L113 144V147L115 148V145H117V144L114 145V143H113L114 141L111 142L112 144L110 143L109 140H111V138H108L110 136V134L107 135ZM150 133H149V135H150ZM175 133H174V135H175ZM225 133H227L228 136ZM127 134L129 135V133H127ZM45 135H41V136H45ZM115 135H117V134H115ZM138 135H136V136H138ZM141 135H143V134H141ZM157 135H158V133H157ZM171 135H173V134H171ZM62 137H63V135H62ZM169 137L170 138H168V139H170V140H168V139L167 140L169 142L170 141L173 142L172 139L175 137H173V138H172V136H169ZM178 137H176L177 139L175 138L176 141H179L180 139H182V138L178 139ZM51 138H50V140H51ZM183 138H184V136H183ZM216 138L217 137H215V139ZM256 138H258V137H256ZM47 139H48V137H47ZM212 139H214V138H212ZM50 140L48 139V141H50ZM113 140H114V138H113ZM85 141H87V142L84 143ZM125 141H126V139H125ZM189 141H190V139H189ZM198 141L200 142V139ZM137 142H140V141H137ZM191 142L193 144L194 141H192V139H191L190 143ZM199 142H198V144H199ZM57 143H59V144H57ZM145 143H146V141H145ZM110 145H108V147ZM147 145H148V143H147ZM194 146H195V144H194ZM194 146L189 145L188 146L189 148H187V149L188 150L190 148L193 149L192 147H194ZM199 146H200V144H199ZM116 147H118V145ZM203 147L204 146H202L201 148L204 149ZM149 148H151V147H149ZM216 148H218V147H216ZM116 150H117V152H116ZM134 150H135V148H134ZM205 150L206 149H204V151ZM43 151H44V149H43ZM207 151H209V149H207L204 153L207 154L206 153ZM45 152H46L45 157H48V156H46V155H48L47 149L45 150ZM193 152H194V150H193ZM137 153H138V151H137ZM141 153H143V154H141ZM183 154H185V153H183ZM194 154H192V155H194ZM205 154H203V155H205ZM1 155H4V154L2 153ZM151 155H153V154L151 153ZM194 156H193V158H196V156L195 157ZM52 157H50V158H52ZM58 159L55 158V163L58 162V165H59ZM179 160H180V158H179ZM189 160H190L189 158H186L185 161H183V160L180 161L178 163V165L180 164V167L182 166L183 168H185V166H187V164H189V165L191 164V162H189ZM29 161L32 162L33 166L30 165L31 162L29 164ZM37 161H39V160H37ZM53 161H54V159H53ZM64 161H66V160H64ZM64 161H63V164H64ZM39 164L41 165L43 163H39ZM63 164L61 163V165H63ZM3 165H4V162H3ZM178 165H177V168L179 167ZM192 165H193V163H192ZM57 166L55 165L54 167H57ZM58 167H60V166H58ZM161 167L164 168L165 170H162ZM35 168H38V167L36 166ZM191 168L192 167H190V170H191ZM53 169L54 168H52V170ZM20 170L23 172H21ZM34 170H37V169H33V171ZM65 170L70 175H72L71 173H73L74 176H72V178L74 177V179H75V181L73 179V182H71L73 185L70 184V181H72V180H70V181L68 180L70 175L67 177L68 173L65 172ZM61 171L63 172L64 175L61 173ZM194 171L197 173V170H194ZM39 172H38V174H39ZM76 172H80L82 177L79 178L78 176H76V174H75ZM18 173H20V174H18ZM41 173H42V170H41ZM51 173H53V172L51 171ZM65 173H67V175ZM23 174L25 176H23ZM43 174H44V172H43ZM5 176H6V179H5ZM40 176H41V174H40ZM3 177L1 176L0 178H3ZM10 178H11V176H10ZM49 178H50V176H49ZM263 179H264V177H263ZM59 181H60V179H59ZM261 181L263 182L262 179H261ZM262 182H261V185H262L261 190H264V183L262 184ZM7 184H9V185L7 186ZM4 185H6L5 188L3 187ZM50 185H52V182ZM11 186H12L13 190L9 189ZM68 190H71L72 193ZM75 192L81 193L82 196H80L81 194L78 193L79 195L77 194V197H74V196H76V195H73ZM203 192L209 193L211 195V197H210L211 200L209 199L208 202H204L203 201L204 199L202 198V197H204V196H202ZM207 199H206V201H207ZM3 200L1 197L0 201L2 202V204H4ZM263 200H264V195H263ZM187 206H192V207L187 208ZM4 207H5V204H4ZM1 208H3V205L1 206ZM1 208H0V211L2 210ZM80 208L84 209V211H81ZM262 210H264V209H262ZM3 211L4 210H2V212ZM249 211H250V209H249ZM255 211L256 210H254V212ZM246 213H247V211H246ZM250 213H253L252 210ZM124 215L132 217L133 226H128V224L125 222V218L123 219ZM259 216H260V214H259ZM118 217L122 218L123 220L117 221ZM44 220H46V221H44ZM57 220H59L62 224L64 223L69 227L71 226V228L73 229V232L75 234H77L78 236H80V238H83L84 240H90V241H96V242L98 241L100 243L96 244L94 247L88 246L90 244L89 241H87V242L81 241L79 243H74L72 238H69V236H68L69 241L71 240V242L74 245L71 243V245L73 246V247L70 246L71 248L68 247L69 245L65 246L64 242H68V241H65V239L61 240V239L57 238L58 233H60L58 229L60 228L62 231L61 227L64 226V225L60 226V224H57ZM43 221L45 223L46 222L47 223L43 224L44 226H41V222L43 223ZM166 224L169 226H167ZM188 231H189V233H188ZM68 235H69V233H68ZM23 236L25 238H23ZM227 237H226V235H224L220 239L222 244H224L226 241L229 240V238H227ZM63 238H65V237H63ZM11 241H9V243H11ZM109 241L112 242V245L109 244V245H111V247L108 245L106 246V244ZM184 241L192 242L194 244V246H192V247L180 246L179 243L184 242ZM15 242H13V243L15 244ZM241 242L245 244L242 247L245 246L246 248H248L250 246L251 249L255 248L254 243H246L245 241H241ZM6 243H4V244H6ZM69 244H70V242H69ZM1 247H2V245H1ZM3 247H4V245H3ZM4 260H6V261H4Z\"/></svg>",
	"mask_w": 264,
	"mask_h": 264
}]
</instances>
